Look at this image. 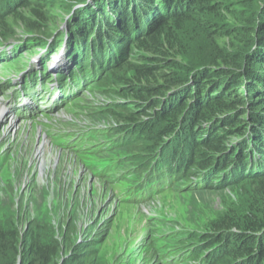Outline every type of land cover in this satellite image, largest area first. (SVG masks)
I'll return each instance as SVG.
<instances>
[{
	"label": "trees",
	"instance_id": "1",
	"mask_svg": "<svg viewBox=\"0 0 264 264\" xmlns=\"http://www.w3.org/2000/svg\"><path fill=\"white\" fill-rule=\"evenodd\" d=\"M86 2L77 0L76 4ZM6 3L15 22L34 33L46 30L43 24L48 12L40 8L46 4L44 0H17L13 4L6 0ZM58 5L48 7L54 9ZM232 5L225 0H103L100 4L103 21L93 16L88 25L89 19L81 23L87 27L82 38L86 58L80 57L76 62L69 58L76 71L64 73L57 88L44 83L33 89L34 78L51 75L47 70L43 74L32 73L25 79L23 90L35 99L38 109L39 102L45 101L41 99H47L35 96L42 87L48 92H70L61 99L59 108L49 110L57 112L72 103L82 86L93 84L89 89L99 87L109 91L110 77L127 80L117 73L137 49L144 53L139 57L142 63H128L137 82L127 81L122 89L106 93L132 100L112 102L97 112L106 119L107 115L120 111L114 114L118 123L113 128L90 129L83 145L79 140L69 143L72 150L91 155L93 167L101 169L99 176L111 174L113 181L117 180L123 188L124 203L134 206L167 193L190 192L201 196L209 190L249 183L260 209L250 210L242 218L228 215L217 220L206 234H194L186 229L159 232L152 239V246L161 253L162 264H264V113L259 112H264V108L256 109L257 101L264 103V13L260 10V18L245 8L238 12ZM176 8L180 11L174 13ZM215 12L233 14L236 19L237 24L222 28L220 19L224 16L218 15L219 19L213 18L208 24L214 22L216 32L230 40L235 51L219 49L214 66L198 67L192 72L188 68L181 73L175 61L183 48L180 31L185 24L200 22ZM81 19L82 16L74 17L76 27ZM199 27L207 28L202 24ZM10 29L7 18H0V38ZM120 34L124 36L121 43L125 46L120 45L117 55L103 62V51L116 46L114 35L121 39ZM47 45L42 43V48ZM135 55L139 60L138 54ZM83 62H88V66L82 68ZM62 70L57 76L63 74ZM76 75L84 79L76 83ZM19 92L18 88L16 96ZM60 143L57 140L56 144ZM135 143L141 148L145 145L149 154L139 159L137 154L127 152ZM17 237V232L8 235L0 228V254L12 249ZM29 241L33 244L25 245L29 248L24 251L25 264L31 256L36 259L31 264H55L59 258L56 247L39 244L32 234ZM85 246L79 250V256L67 259L66 263L91 264L87 255L96 251L91 248L84 251Z\"/></svg>",
	"mask_w": 264,
	"mask_h": 264
},
{
	"label": "rangeland",
	"instance_id": "2",
	"mask_svg": "<svg viewBox=\"0 0 264 264\" xmlns=\"http://www.w3.org/2000/svg\"><path fill=\"white\" fill-rule=\"evenodd\" d=\"M10 1L12 4L17 2ZM76 1L44 0L46 4L40 5V8L48 12L47 16L44 13L46 19L43 25L46 30L34 33L15 22L6 0H0V18L6 17L11 27L10 32L0 38V106L7 110L0 119V228L8 235L13 232L18 234L14 244H11L12 249L0 254V264H25L24 251L29 250L25 245L29 244L31 234L39 244L57 248L59 258L54 261L55 264H67V259L79 256L83 245H86L84 251L89 248L96 251V254L87 255L91 257V264H162L164 260L160 257L161 253L153 250L152 246V239L159 232L186 229L190 233L206 234L217 220L228 215L242 218L250 210L260 209L248 182L239 183L240 187L209 190L201 196H194L190 192L167 193L149 203L137 206L125 204L123 188L116 183L117 180L113 181L112 175L108 173L99 176L101 169L93 167L91 155L72 150L70 144L79 140L80 145H83V139L90 129L113 128L116 126L114 123H118L114 114L120 111L106 113L109 114L106 119H103V113L97 112L112 102L130 103L132 100L106 93L122 89L127 81L137 82L129 71L128 63L136 61L141 64L139 57L144 53L137 49L136 53L135 48L134 53L138 54L139 60L133 53L134 57L130 56L128 63L125 62L123 69L117 73L128 79L110 77L112 89L109 91L99 87L89 89L93 84L82 86L72 103L57 112L44 108L48 105L49 109H53L50 103L54 97L41 99L45 101L39 102L41 107L36 113L32 110L35 114L33 119L29 115L31 111L24 114L16 110L21 106L23 97H17L15 91L18 88L22 91L21 87L30 74H43L45 70H50L48 73L51 75L33 79V89L44 83L57 88V82L62 81L64 73L76 71L75 67L68 71L53 70L63 47H66L67 63L69 58L73 62L80 57L85 60L82 38L87 27L81 23L89 19L86 22L88 25L93 16L103 21L100 9L103 0H87L85 4H76ZM225 1L234 4L238 12L245 8L258 17L260 10L264 13L261 8L264 0ZM48 5L58 6L53 9ZM179 11L176 8L173 12ZM218 15L224 16L220 19L222 28L226 24H237L233 14L215 12V15L205 16L200 22L185 24L180 31L183 48L179 50L180 56L175 61L181 73L188 68L192 72L198 67L206 66L209 69L214 66L213 61L218 57L219 49L235 51L230 40L221 38L216 32L212 26L214 22L208 25L213 18L219 19L216 18ZM75 16H82L78 27L73 23ZM114 20L119 21L118 18ZM199 24L207 28H200ZM120 36L121 39H117L114 35L116 46L111 45L110 51H103V62L117 55L120 45L121 48L125 46L121 43L123 34ZM42 43H48L47 47L42 48ZM12 60L18 61L2 66V63ZM82 64H85L82 68L88 66V62ZM28 70L34 71L29 73ZM61 70L63 74L57 76ZM75 77L76 83L84 79L79 75ZM35 83L38 85L35 86ZM257 103L256 109L264 108L263 102ZM259 112L264 113L262 110ZM11 121L15 122L16 128L7 135ZM39 139L49 143L61 156L54 164H50L47 176L42 175L41 164L34 153ZM57 140L61 141L60 145L56 144ZM73 147L76 149L77 145ZM146 150L145 145L141 148L139 143H135L127 152L135 153L142 159L149 154ZM35 260L31 256L26 262L31 264Z\"/></svg>",
	"mask_w": 264,
	"mask_h": 264
},
{
	"label": "bare ground",
	"instance_id": "3",
	"mask_svg": "<svg viewBox=\"0 0 264 264\" xmlns=\"http://www.w3.org/2000/svg\"><path fill=\"white\" fill-rule=\"evenodd\" d=\"M65 50H66V47H63L61 50L59 58L55 61V64L53 67L54 71H58L59 69H64L66 67H71L73 65L72 62L70 61V59H69L68 63L66 62ZM33 71L34 70H28L29 73L33 72ZM48 72H51V71L49 70ZM24 86H25V82H24L23 86L21 87L22 91L20 92V94H17L19 97L21 95L23 97V100H22L23 105L21 104V106L23 108H21V106H19V108L18 109L16 108V110L21 111V112H26V111L30 112L31 111V114H33L32 110L35 112L38 109V105L35 103L34 98L30 97L29 95H27L25 93V91L23 90ZM48 91H50V90H47L46 87H42V90L38 91L35 95V96H43L44 98L49 97V99L54 97L53 101L51 103V105L53 106V109H49L48 107H46L48 110H55V109L59 108L61 99L67 97V95H69V93H70V92H68V93L60 92V90L52 91V92H48ZM48 94H50V96H47ZM24 98L26 99L25 102H24ZM6 112H7L6 108L0 106V119L3 118V116L6 114ZM9 119L10 118H8V120ZM14 123H15L14 121H11V124H9L10 128H9V131L7 132L8 133L7 135L12 133V131L16 128V125ZM31 131H33V128H31ZM29 142H30V140L27 141V144H29ZM34 153H35L37 160L41 164V173L44 176L45 175L47 176V172L50 168V164H54V162L57 161L61 157L60 154H58V152H56V150L54 148H52L49 143H47L46 141L41 140V139H39Z\"/></svg>",
	"mask_w": 264,
	"mask_h": 264
}]
</instances>
